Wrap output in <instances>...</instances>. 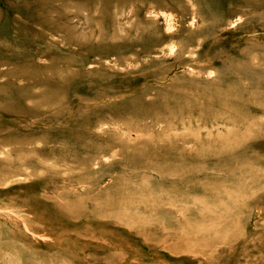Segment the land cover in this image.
I'll use <instances>...</instances> for the list:
<instances>
[{
    "label": "rangeland",
    "instance_id": "1",
    "mask_svg": "<svg viewBox=\"0 0 264 264\" xmlns=\"http://www.w3.org/2000/svg\"><path fill=\"white\" fill-rule=\"evenodd\" d=\"M262 105L264 0H0V264H264Z\"/></svg>",
    "mask_w": 264,
    "mask_h": 264
},
{
    "label": "bare ground",
    "instance_id": "2",
    "mask_svg": "<svg viewBox=\"0 0 264 264\" xmlns=\"http://www.w3.org/2000/svg\"><path fill=\"white\" fill-rule=\"evenodd\" d=\"M137 31V30H136ZM134 37V36H133ZM132 38V37H131ZM199 80H194L195 83H197ZM206 84L203 83V86L205 87ZM200 88V87H199ZM226 91L228 90H223V91H218L216 93L213 94L214 100L216 101V103L221 107V109H227L229 110V94L226 93ZM163 104V103H162ZM229 104V105H228ZM262 109H264V105L260 106ZM233 113V114H231ZM237 113V109H232L230 108V115L232 118L237 117V115L235 114ZM229 116H227L228 118ZM229 124V123H228ZM230 124H237V122H233L231 119V123ZM239 125H244L242 123H239ZM218 137L216 139L211 140H202V141H197L198 143H202L204 142L206 145L208 146H215V147H219V148H229L231 146L234 145V140L235 139H241L244 140L246 138L244 133L241 132H235V131H227L224 132L223 135H217ZM205 145V147H206Z\"/></svg>",
    "mask_w": 264,
    "mask_h": 264
}]
</instances>
